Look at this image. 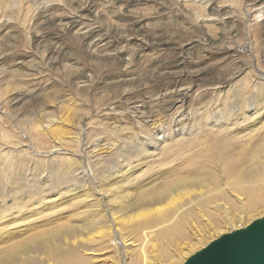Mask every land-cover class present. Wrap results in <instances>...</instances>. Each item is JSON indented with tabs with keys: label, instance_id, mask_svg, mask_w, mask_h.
<instances>
[{
	"label": "rangeland",
	"instance_id": "1",
	"mask_svg": "<svg viewBox=\"0 0 264 264\" xmlns=\"http://www.w3.org/2000/svg\"><path fill=\"white\" fill-rule=\"evenodd\" d=\"M203 1L0 0L3 262L182 264V245L244 216L217 206L233 200L222 143L243 132L233 146L245 143L261 167L264 127H247L264 115V0ZM198 174L220 191L192 194L175 240L161 232L177 211L117 225L109 189L156 205L168 193L145 200L155 194L147 189ZM25 244L31 258L20 259Z\"/></svg>",
	"mask_w": 264,
	"mask_h": 264
},
{
	"label": "bare ground",
	"instance_id": "2",
	"mask_svg": "<svg viewBox=\"0 0 264 264\" xmlns=\"http://www.w3.org/2000/svg\"><path fill=\"white\" fill-rule=\"evenodd\" d=\"M186 1L192 2L193 0H186ZM195 1L202 2L201 4H203L204 7H208V5L210 4L208 1H203V0H195ZM262 11L264 12V10L261 9L260 12ZM257 12L259 11L257 10ZM257 15L261 17L260 14H257ZM209 21L211 22V20ZM71 23L74 24V22H71ZM74 25L76 27V24ZM231 30L234 31L235 29H231ZM259 110L260 109L254 107L250 109L249 112L247 111L246 113L257 115L259 114L258 112ZM220 114H221L220 118H226V116H224L222 113ZM223 121H226V120H222V122ZM211 123H213V125H216L218 124V121L214 120ZM260 124H261V127H264V115H262L261 118L260 117L256 118L254 122L251 125H249L251 128L247 127V131L250 132L255 129H259ZM241 134H243V132L232 133L231 135L232 141L231 139H229V140L223 141L222 143V149L223 151H225L224 157L226 156V158H224V161H225L224 166L226 167V171L228 172L227 178H226L225 189H226V193L230 197H232L233 200H232V203H218L217 206L224 208L226 211H230L234 208L239 207L240 209H244V216L238 215L234 217L225 218L221 222H219V224H217L216 227L211 228L205 234L199 233L196 239H193L190 242L182 245L180 250L176 253V257H177L176 259L181 262L185 261L188 258V256H190L191 254L199 250V247L202 246L205 242H207L210 238L212 239L216 237L221 231L227 228H231L232 230H234L235 228L238 227V221L243 222V218L252 220V218L256 215L254 212H256L259 208H264V195L262 193V191L264 190V149L257 153V155L261 156L260 161L257 164V165H261V167H257L254 164V160L252 159L251 155L247 153V151L249 150V147L245 145V143H242V145H236L235 147L233 146V141H238L237 140L238 138L244 137V135H241ZM163 137L164 135L162 136V138ZM215 147L217 146H210L208 149H206L207 151L205 153L208 152L207 154L209 155L210 158L214 157V154H212V152L214 151ZM218 150H220L219 153H221V147ZM234 163H240L243 167L235 168L233 165ZM217 167H219V163H217ZM127 176L128 174H126L125 179L123 181L126 180ZM257 179H260L262 183L258 182ZM149 187L151 186L149 185ZM147 188H143L144 189L143 191H145V193H146ZM151 188L153 189V187ZM151 188L147 189L148 190L147 192L152 191L153 194L158 193L155 189L153 191ZM219 191L220 190H219L218 185L212 184L210 179H204L202 175L198 174L197 176H194L193 178H191L190 181H187L186 177L179 178V180L174 185L170 187L169 186L163 187L160 193L156 195L154 194V197H152L153 196L152 195V196H148L147 198H145V200H150V198H152V200H156L162 197L161 195L162 193L164 192L168 193L166 198L162 199V201H158V202L155 201L157 202L156 205L140 204V202H142L141 199H133V198L128 197V193L130 191H127L125 195L122 193V191H117L115 194H111L112 190L109 189L108 190V199H109L108 206L110 208V211H112V213L115 215V220L117 221V225L120 228L125 227L128 222L142 224V223L147 222L149 219L153 217H157V219L162 220L165 217H167L171 212H174V211L179 212V215L175 219H172V220L164 219L163 221L164 226L162 228L163 231L161 232V234L167 233V234L173 235L174 237L173 239L175 240L176 236L179 233H181L183 227L187 226L186 225L187 222L184 221V219L188 215L187 214L188 211L183 209V207L186 205V202L192 201L191 200L192 194L198 195L199 193L202 194V193L208 192L210 194L215 195ZM261 195H263V197L258 198ZM207 200L210 201L209 202L210 204H215L212 200L209 199V197ZM50 209L51 208H48L47 210H50ZM129 210L133 212L132 214L126 216V213ZM103 216H105L104 212H103ZM189 230H190L191 236L196 233L194 229L192 228V226L191 228H189ZM98 233L107 234V235L111 234V232H106L104 230L102 231L99 230ZM1 235L2 234H0V237ZM183 238L185 239L186 236L184 235ZM165 240L167 242L174 241L172 240V238L170 239L167 237L165 238ZM43 246H44V249L45 247H47L48 250L54 249V245H52L51 243L47 245L43 244ZM40 247H42V245ZM20 248L26 251H23L22 254L17 257H20V259H22V257L31 258V256L29 255L30 253L29 250H32V248L28 247L27 245L24 247L21 246ZM20 248L18 252L22 251L20 250ZM45 253L47 254V252ZM1 254L2 253L0 252V258L2 257ZM7 257L9 258V257H14V256L9 255ZM0 261L2 262L0 264L9 263L7 261L3 262L2 258L0 259ZM171 263L172 261H168V263L166 264H171Z\"/></svg>",
	"mask_w": 264,
	"mask_h": 264
},
{
	"label": "water",
	"instance_id": "3",
	"mask_svg": "<svg viewBox=\"0 0 264 264\" xmlns=\"http://www.w3.org/2000/svg\"><path fill=\"white\" fill-rule=\"evenodd\" d=\"M253 222H257L261 227L255 230L256 235L248 246L241 249L214 246L216 239L223 236H234L237 232L247 230L246 226L238 227L220 234L216 239L188 256L182 264H264V215L253 219L251 223Z\"/></svg>",
	"mask_w": 264,
	"mask_h": 264
},
{
	"label": "snow or ice",
	"instance_id": "4",
	"mask_svg": "<svg viewBox=\"0 0 264 264\" xmlns=\"http://www.w3.org/2000/svg\"><path fill=\"white\" fill-rule=\"evenodd\" d=\"M260 227V224L253 222L250 225H246V231L237 232L234 236H223L220 239H216L214 246L219 245L225 249L244 248L253 241L256 235L255 230Z\"/></svg>",
	"mask_w": 264,
	"mask_h": 264
}]
</instances>
